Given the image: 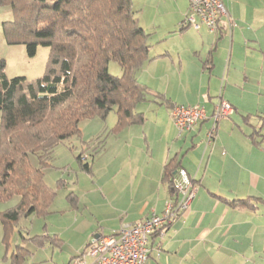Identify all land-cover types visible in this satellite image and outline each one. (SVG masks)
Segmentation results:
<instances>
[{"label":"crops","instance_id":"crops-1","mask_svg":"<svg viewBox=\"0 0 264 264\" xmlns=\"http://www.w3.org/2000/svg\"><path fill=\"white\" fill-rule=\"evenodd\" d=\"M221 1L228 17L220 21L215 32L205 26H184L190 0H165L171 10L161 17V24L153 21L141 26L140 11L135 9L148 35L151 58L137 78L149 88L151 96L146 102L152 105L144 106L142 102L136 107L135 112L145 118L143 122L117 131L115 126L104 140L96 135L79 141L82 153L78 164L90 175L92 184L82 199L77 190L68 194L73 216L51 238L56 247L66 245V256L60 249L61 264H71L96 236L115 235L123 227L162 215L168 203L176 199L167 174L174 175L179 169L193 179L195 198L164 235L151 237L146 264H259L257 257L264 250V212L260 207L264 202L260 190L264 178L259 161L264 154L263 125L252 124L237 105L239 109L234 107L231 117L219 123L210 143L207 133L218 102L211 96V87L213 82L214 86L219 83L222 63L226 60L231 68L245 59L259 66L260 72L264 67V0ZM158 15L155 13V18ZM252 72L246 71V80ZM185 80L195 84L193 96L188 94L191 87H186ZM208 104L209 110L205 106ZM175 105L205 106L207 119L191 132L180 134L171 117ZM152 112L156 115L154 121L147 117ZM108 115L101 118L105 120ZM150 125L155 133L148 132ZM260 137L261 146L257 145ZM70 149L73 152L76 146L72 144ZM81 154L83 161L79 160ZM84 163L90 164L89 172L83 169ZM65 166L43 172L45 184L56 197V187L69 188L62 176L70 165ZM51 175L55 176L49 182ZM235 200L248 201V205H231ZM53 206L54 202L50 214L58 212ZM43 239L46 242L40 241ZM48 239L46 234L37 236L41 246L49 244ZM87 261L91 263L92 259Z\"/></svg>","mask_w":264,"mask_h":264},{"label":"trees","instance_id":"trees-1","mask_svg":"<svg viewBox=\"0 0 264 264\" xmlns=\"http://www.w3.org/2000/svg\"><path fill=\"white\" fill-rule=\"evenodd\" d=\"M0 6H10L14 14L4 22L6 37L16 31L30 56L39 46L50 49L46 73L34 81L9 80L0 58V203L19 197L0 215L11 228L49 211L55 192L43 172L59 145L81 137L82 121L116 112L117 131L145 120L135 109L151 92L137 74L151 58L133 0H0ZM111 62L120 65L121 76L110 74ZM83 169L89 172L90 164ZM173 176L167 174L170 181ZM230 204L244 207L248 201Z\"/></svg>","mask_w":264,"mask_h":264},{"label":"rangeland","instance_id":"rangeland-1","mask_svg":"<svg viewBox=\"0 0 264 264\" xmlns=\"http://www.w3.org/2000/svg\"><path fill=\"white\" fill-rule=\"evenodd\" d=\"M160 1L161 0H133V8L140 11L139 18L141 26L151 25L153 21L154 23L157 22L161 24V17L171 10V5L165 4V0H162L159 5ZM155 13H159L156 18ZM13 19L14 14L11 7L0 6V58L6 62L4 73L9 80L17 77H25L29 81H34L45 75L50 49L45 46H39L36 55L30 56L24 39H21V36H19L16 31L10 33L8 37H6L4 34V22H9ZM240 60L241 62L236 61L235 64H232L231 68H228L226 60L222 63V74L220 75L218 85H216L217 87L214 86V82L212 83L211 96H215L214 98L218 100L216 105L222 98L221 95L223 96V100L229 102L231 105L233 104V108L236 107L239 109V107H237V105H239L240 109L245 111L242 115H244L247 120L251 121L252 119L251 123L260 124V127L263 125L262 134L264 136V67L260 72L259 66H255L252 60H249L248 63H246L245 59ZM235 70H237V73L233 75ZM247 70H252L254 72L250 74L249 80L245 79ZM109 72L113 76H121L122 69L118 63L111 62L109 64ZM260 73H262V75H260ZM184 83L186 87H191L188 88V94L193 96L192 93L196 92L194 88L195 84H193V82H187V80H185ZM260 83H262V86L259 85ZM225 87H227L226 90ZM142 104L144 106L152 105L151 102H144ZM205 106L208 110L211 108L209 104ZM205 106L203 107L205 108ZM243 106H245V108H242ZM250 112L251 114H248ZM1 115L2 113L0 111V121ZM147 117L148 120L154 121L153 119L156 118V115L152 112L150 116L147 114ZM116 124V112H111L105 120L101 117H96L93 120H84L80 125L82 132L81 137L71 138L69 141H66L56 148V160H54L53 166L47 170H56L60 167L64 169L65 165H70L69 173L66 172L65 176H62L63 180H66L65 182L69 185L68 190L67 187H56L57 197L56 195L55 197L57 199L56 201L53 200V209L56 208L55 211L58 210V212H53L52 214L47 212L46 215L40 217L32 216L23 218L11 228H7L4 225L0 215V264H61L62 260L59 256L60 249H63V253L61 254L66 256L68 253L65 247L66 245L56 247L52 244L51 238L55 233H58L61 227L73 216V212H70L71 209H69L72 202L68 199V194L77 190L78 193H81L79 195L81 198L83 192H87V188L92 184L90 175L82 171L78 164V155L82 153V146L79 141L81 139L82 141H87L88 139L95 138L96 135L97 137L101 136V140H104L109 133H111L110 131H112ZM150 128L148 132L155 133L153 130L154 126L150 125ZM246 129L250 132L252 131V129H248L247 127ZM103 130L104 132L102 133ZM257 132H259V130H257ZM257 135L260 136L259 133ZM253 138H255V136H253ZM260 140L261 137L257 145L261 146ZM72 144H74V147L76 146V150L73 152L71 150L72 147L70 149V145L72 146ZM94 146H97V143ZM262 147L264 149V143ZM88 155H91V152H89ZM80 156H82V154ZM259 159L261 162L262 177L264 178V154ZM89 160L91 161V158ZM31 161L34 166L39 165L38 159L35 156L31 157ZM54 174H56V172ZM54 176L55 175L48 176V181L52 182ZM260 190L264 197V182L261 183ZM18 202L19 197H14L11 201L0 203V213L11 209ZM262 204L263 205H260V207L264 212V202H262ZM44 234H46V236L49 235L50 239H48V241H50V243L41 246L34 238L37 236L41 237ZM40 241L46 242L45 239ZM24 249L31 252V254H25ZM22 256L25 257V260H22ZM18 257H20L19 260H17ZM257 261L259 264H264V250L257 257Z\"/></svg>","mask_w":264,"mask_h":264},{"label":"built area","instance_id":"built-area-1","mask_svg":"<svg viewBox=\"0 0 264 264\" xmlns=\"http://www.w3.org/2000/svg\"><path fill=\"white\" fill-rule=\"evenodd\" d=\"M224 17H228V11L221 0H190L185 24L195 29L205 26L210 32H215ZM233 113V106L221 98L211 117L213 125L207 133L208 143L214 139L219 123L229 119ZM171 117L183 134L205 121L207 114L202 105H175ZM171 183L176 199L168 203L162 215H153L135 225L123 227L115 235L92 238L85 251L71 264H146L151 237L157 233L164 235L166 229L189 210L196 195L194 181L183 169L174 174ZM87 258L92 262L89 263Z\"/></svg>","mask_w":264,"mask_h":264}]
</instances>
